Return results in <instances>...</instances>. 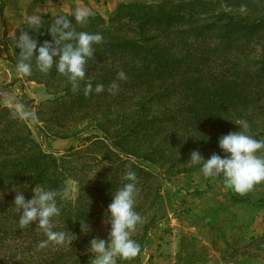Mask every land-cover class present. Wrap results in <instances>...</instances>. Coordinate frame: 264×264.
Returning <instances> with one entry per match:
<instances>
[{
    "label": "rangeland",
    "instance_id": "1",
    "mask_svg": "<svg viewBox=\"0 0 264 264\" xmlns=\"http://www.w3.org/2000/svg\"><path fill=\"white\" fill-rule=\"evenodd\" d=\"M162 1L126 2L122 13L89 17L105 24L87 20L75 26L76 31L103 37L93 46L86 77L75 92L55 69L40 73L34 60L30 76L18 75L15 38L4 43L0 264L6 256L11 264H89L88 242L97 236L107 239L110 226L104 213L129 170L137 177L134 210L141 220L132 239L140 252L118 264H188L191 255L173 249L182 232L188 236L187 229L198 226L193 233L201 238L221 225L208 220L212 217L233 216L238 205L248 218L264 207V182L240 195L226 188L223 177L206 178L198 166L187 163L193 150L205 159L224 156L218 139L240 131L239 121L247 122L246 134L264 139V70L259 68L264 29L234 30L221 23L218 32L213 28L194 35L192 28L201 26L212 11L242 17L243 0H202L219 2L216 9L193 0ZM166 11L190 18L149 20ZM71 13L64 15L71 18ZM53 19L43 18V27ZM144 19L146 27L140 29ZM140 38L142 44L131 43ZM45 40L51 37L38 35V46ZM88 84L92 91L85 94ZM98 84L104 86L100 93L95 91ZM257 155L264 158V150ZM13 185L26 199L35 185L57 193L61 212L53 220L54 231L67 233L64 243L40 247L47 240L42 229L35 224L19 227Z\"/></svg>",
    "mask_w": 264,
    "mask_h": 264
},
{
    "label": "clouds",
    "instance_id": "2",
    "mask_svg": "<svg viewBox=\"0 0 264 264\" xmlns=\"http://www.w3.org/2000/svg\"><path fill=\"white\" fill-rule=\"evenodd\" d=\"M90 16L89 10L77 7L72 11L71 18L58 15L47 29L43 27L41 14L28 16L25 29L16 35L14 41L18 50L16 73L30 76L34 60L40 73L47 74L55 69L58 74L67 78L74 92L78 91L80 82L86 77L87 61L94 55L93 46L101 43L103 39L98 33L76 31L75 26L84 24ZM45 33L51 37V41L45 40L38 46V35ZM124 77L123 72L118 73L119 79ZM111 87L115 89L117 85L114 83ZM103 90L102 84L95 88L97 93ZM91 91V84L86 85L85 94ZM237 125L240 131L230 132L218 139V147L224 156L213 154L205 159L199 151L193 150L187 163L198 166L206 178L223 177L226 188L243 195L256 184L264 182V158L257 155L264 150V139H255L246 134V121H239ZM202 139L206 140L207 137ZM108 179L111 181V176ZM124 179L126 183L112 191L111 203L104 213L110 226L107 239L97 236L88 242L86 251L91 254L89 264H118V261L131 260L140 252V246L132 239V233L141 220L134 210L138 193L137 177L135 172L129 170ZM23 187L27 190L28 185ZM12 191L15 192L12 208L19 214L18 224L21 229L33 224L42 229L47 240L42 242L40 247H44L48 242H65L67 233L54 231L53 220L61 212L56 192L35 185L32 188V197L26 199L19 187L13 185Z\"/></svg>",
    "mask_w": 264,
    "mask_h": 264
},
{
    "label": "crops",
    "instance_id": "3",
    "mask_svg": "<svg viewBox=\"0 0 264 264\" xmlns=\"http://www.w3.org/2000/svg\"><path fill=\"white\" fill-rule=\"evenodd\" d=\"M133 1L139 0H0V52L5 42L25 29L30 15L55 18L77 7L86 8L91 14L105 15ZM238 207L234 208L233 216L208 219L221 225L212 226L211 232L201 238L193 233L199 231L198 226L187 229L188 236L182 232L183 236L175 239L174 253L191 255L188 264H253L252 261L264 264V257H259L264 251V207L248 218Z\"/></svg>",
    "mask_w": 264,
    "mask_h": 264
},
{
    "label": "trees",
    "instance_id": "4",
    "mask_svg": "<svg viewBox=\"0 0 264 264\" xmlns=\"http://www.w3.org/2000/svg\"><path fill=\"white\" fill-rule=\"evenodd\" d=\"M237 1H239V0H237ZM162 2H166V1L163 0ZM192 2H193V4H198V5L200 4L202 7H207L209 9L210 8L216 9V7L219 6V4H220L219 2H215V3L211 4V3L204 2L202 0H193ZM184 5L185 4H182L181 7H183ZM229 5H231V4H229ZM239 5L243 6V8L241 7L242 9L240 11V13L243 14L242 17L235 16V15L231 14L230 12L227 14V13H223V12L217 13V11H212V12H210V15H208L207 17L204 18L205 21H204V23L201 24V26H199V27L197 26V27L192 28L193 34L194 35H201V33H206L207 31H209L210 29H213V28H216L217 32H218L219 31L218 25L221 23H223L222 27H224V25H225V26H228L234 30H237V29L238 30H248L247 27H255V28L257 27L259 29L260 28L264 29V0H250V1L243 0L240 2ZM131 6L139 8V6H137V5H131ZM127 7H128V5H120L119 8L114 13L115 14L122 13V11ZM151 12H153L152 9L147 10V12H145L144 15H149V14H151ZM207 14L203 13V15H207ZM163 18H167V19L170 18V19H175V20L181 19L182 21H186L190 17H185L182 14L178 15V14H174L172 12L166 11L164 14H162L160 16H157V15L150 16L149 20L160 21ZM92 20L100 21L103 24L106 23L101 18H97V19L89 18L88 19V21H92ZM144 21L139 24L140 29H144L146 27L147 19H144ZM227 34H223L222 37L225 38L227 36ZM142 41H143L142 38H140L139 40H132L131 43L132 44H142L141 43ZM259 68L261 70H264V59H262V58H260V60H259ZM48 254H49V256L51 255L50 252H48ZM56 254H53V255L58 256ZM4 259H5V264H11L9 262V258L7 256Z\"/></svg>",
    "mask_w": 264,
    "mask_h": 264
}]
</instances>
